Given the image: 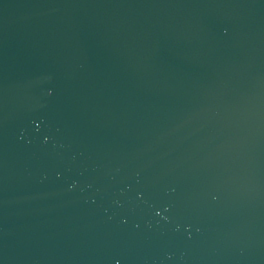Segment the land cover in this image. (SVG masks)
Returning a JSON list of instances; mask_svg holds the SVG:
<instances>
[{"label":"water","instance_id":"1","mask_svg":"<svg viewBox=\"0 0 264 264\" xmlns=\"http://www.w3.org/2000/svg\"><path fill=\"white\" fill-rule=\"evenodd\" d=\"M0 264H264V0H0Z\"/></svg>","mask_w":264,"mask_h":264}]
</instances>
